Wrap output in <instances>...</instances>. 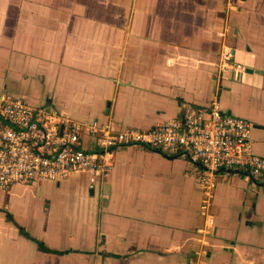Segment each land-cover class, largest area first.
I'll return each instance as SVG.
<instances>
[{"label": "crops", "instance_id": "crops-1", "mask_svg": "<svg viewBox=\"0 0 264 264\" xmlns=\"http://www.w3.org/2000/svg\"><path fill=\"white\" fill-rule=\"evenodd\" d=\"M4 97L114 130L215 99L264 156V0H0ZM202 171L127 145L104 177L0 188V264H264V177L218 171L203 213Z\"/></svg>", "mask_w": 264, "mask_h": 264}, {"label": "built area", "instance_id": "built-area-1", "mask_svg": "<svg viewBox=\"0 0 264 264\" xmlns=\"http://www.w3.org/2000/svg\"><path fill=\"white\" fill-rule=\"evenodd\" d=\"M0 116L2 189L42 179L61 180L78 171L104 177L113 151L127 145H145L202 165L197 177L203 187V213L218 171L242 169L254 178L264 177V156L253 151L251 123L224 111L215 99L205 106L185 105L180 116L147 129L114 130L109 123L74 121L55 108L33 107L19 97L2 98ZM81 133L92 136L98 147L83 148Z\"/></svg>", "mask_w": 264, "mask_h": 264}, {"label": "water", "instance_id": "water-1", "mask_svg": "<svg viewBox=\"0 0 264 264\" xmlns=\"http://www.w3.org/2000/svg\"><path fill=\"white\" fill-rule=\"evenodd\" d=\"M244 71H245V72H252L253 69H251V68H249V67H245ZM181 111H182V109H181Z\"/></svg>", "mask_w": 264, "mask_h": 264}, {"label": "rangeland", "instance_id": "rangeland-1", "mask_svg": "<svg viewBox=\"0 0 264 264\" xmlns=\"http://www.w3.org/2000/svg\"><path fill=\"white\" fill-rule=\"evenodd\" d=\"M0 118H1V116H0ZM141 146H145V145H141ZM82 147L85 148L84 145H82Z\"/></svg>", "mask_w": 264, "mask_h": 264}]
</instances>
